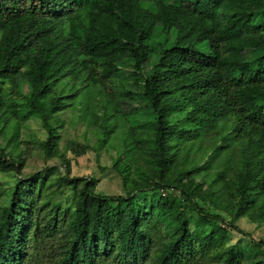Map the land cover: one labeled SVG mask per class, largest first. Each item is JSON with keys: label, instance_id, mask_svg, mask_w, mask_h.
Instances as JSON below:
<instances>
[{"label": "trees", "instance_id": "obj_1", "mask_svg": "<svg viewBox=\"0 0 264 264\" xmlns=\"http://www.w3.org/2000/svg\"><path fill=\"white\" fill-rule=\"evenodd\" d=\"M88 131L123 195L70 176ZM0 173V264H264V0H0Z\"/></svg>", "mask_w": 264, "mask_h": 264}, {"label": "rangeland", "instance_id": "obj_2", "mask_svg": "<svg viewBox=\"0 0 264 264\" xmlns=\"http://www.w3.org/2000/svg\"><path fill=\"white\" fill-rule=\"evenodd\" d=\"M65 123L61 127L60 131L63 137V144L66 140H75L80 143H85L83 139V131L86 128L83 124L74 125V120L71 119L72 114L67 111L62 114ZM75 118V117H74ZM76 119V118H75ZM40 138L44 137V130L42 129L40 123L34 119L29 118L25 125L20 128V138L25 140H30L33 136ZM87 136L91 138L90 146L91 148L87 150L86 153L76 155L71 150H67V156L70 160V176H83L87 177L89 174H93L96 179L95 189L97 192L108 195H123L124 190L122 187V182L119 175L115 172L112 167L114 157L116 155V150L108 147L107 145L101 146L98 150L94 148L96 146V141L94 136L90 131L87 132ZM9 146V145H8ZM28 158L25 167L23 168V173L31 174L40 169H43L46 165L58 164L56 159H49L48 161H43L38 151L33 147L32 143L27 145ZM59 171L63 174L65 169L60 167ZM13 178L12 174L0 173V182L4 186L8 187L10 180ZM200 186L197 187L196 191L199 192ZM167 191L162 195L165 198H173L175 194H171ZM150 194V193H149ZM153 194V193H152ZM199 194V193H197ZM139 196H142L140 194ZM151 195L145 199L146 203L149 204ZM244 232L248 233L250 237L244 236L243 234L232 231L227 244H235L238 247L245 244H249L251 239L257 240L258 238L264 237V226L256 225L251 221L247 220L245 217L239 219L236 222Z\"/></svg>", "mask_w": 264, "mask_h": 264}]
</instances>
